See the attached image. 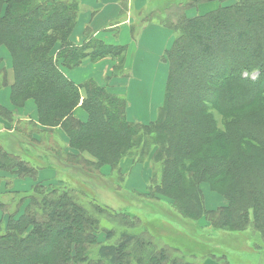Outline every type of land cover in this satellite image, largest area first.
<instances>
[{
	"label": "trees",
	"instance_id": "obj_1",
	"mask_svg": "<svg viewBox=\"0 0 264 264\" xmlns=\"http://www.w3.org/2000/svg\"><path fill=\"white\" fill-rule=\"evenodd\" d=\"M209 1L219 5L198 11ZM154 7L156 22L174 38L162 58L164 101L144 123L129 120L127 95L113 90L112 76L77 84L65 73L64 67L111 57L115 74L129 77L126 45L94 37L91 25L75 39L81 0H0L12 100L18 106L34 98L38 107L28 128L0 104V117L13 125L0 127V171L33 181L25 195L12 191L10 202L0 199V264H199L207 257L248 264L221 245L229 233L250 234L252 247L264 253V0H160ZM80 103L85 121L75 114ZM127 159L152 161L148 192H138L143 203L167 197L190 230L188 239L210 250H186L157 235L138 211L88 194L86 187L121 185ZM44 169L84 177L85 188L51 183L41 178ZM6 179L10 185L2 175L0 187ZM205 184L227 204L208 209Z\"/></svg>",
	"mask_w": 264,
	"mask_h": 264
},
{
	"label": "crops",
	"instance_id": "obj_2",
	"mask_svg": "<svg viewBox=\"0 0 264 264\" xmlns=\"http://www.w3.org/2000/svg\"><path fill=\"white\" fill-rule=\"evenodd\" d=\"M160 0H81L82 13L74 31L75 39H83L84 30L88 25L93 29L94 37H98L111 44H123L127 46L125 70L129 71V77H123V93L129 96L128 114L131 119L149 121L155 118L160 105L164 101V91L167 84L168 66L162 60L165 50L173 42V32L162 27L156 18L148 17L153 11L155 3ZM218 1H209L200 5L198 11L206 12L216 8ZM197 10H191L190 13ZM151 19V20H149ZM0 57L7 64L9 80L12 78L11 53L5 45L0 44ZM117 60L105 57L98 61L87 60L83 65L75 68L64 67L65 73L77 84L91 77L105 78L112 75ZM122 76H113L112 83L121 80ZM137 88V91H134ZM137 96H133L134 94ZM142 99V100H141ZM139 100L141 104L138 105ZM0 103L12 107L11 88L0 87ZM151 107L154 111L150 114ZM27 116L36 117L37 105L29 100L23 109ZM86 112V111H85ZM81 106L75 110L76 116L82 120L88 119ZM152 115V116H151ZM153 117V118H152ZM126 161V162H125ZM125 166L130 160H125ZM45 171L41 178L48 179L55 176L53 172ZM18 188H25L32 184V179H16Z\"/></svg>",
	"mask_w": 264,
	"mask_h": 264
},
{
	"label": "rangeland",
	"instance_id": "obj_3",
	"mask_svg": "<svg viewBox=\"0 0 264 264\" xmlns=\"http://www.w3.org/2000/svg\"><path fill=\"white\" fill-rule=\"evenodd\" d=\"M152 16L151 18H156L159 15L156 14V12L154 11V14H150L148 15ZM157 19V18H156ZM151 20V19H149ZM158 20V19H157ZM8 48V47H7ZM9 50V49H8ZM10 51V50H9ZM3 62L2 64H0V71L3 69V66H5L6 70H7V74H8V70L7 69V64L5 62V59L0 57ZM12 58V56H11ZM11 70H12V78H11V82L9 80V84L7 86L12 85L13 81H14V76H13V66H11ZM125 70V69H124ZM112 75L110 76H106L105 78H109L112 76H114L115 72L112 71ZM123 72L120 70L119 72H117V74H115L117 77L118 76H122ZM125 74H130L129 71L127 70V73ZM130 76V75H129ZM167 76H168V72H167ZM1 77L2 74L0 72V87H7V86H3L2 82H1ZM124 76L120 77L121 80L115 81L114 83H112V78L110 79V83L113 85V90L116 91H122L125 88H122L120 86H122L123 83L121 84H116V82H120L122 81V78ZM126 77V76H125ZM105 78H103L105 80ZM102 78H100V81L102 82L103 80ZM11 88V86H10ZM122 89V90H121ZM124 91V90H123ZM134 91H137V88H135ZM165 93V91H164ZM127 94V93H126ZM134 94V93H133ZM137 96V94H134L133 96ZM165 96V95H164ZM128 98V102H129V96L127 95ZM29 100H33L35 101L34 98H27L23 104L16 106L12 100V90H11V103H12V107H7L5 105H3L2 103H0L1 105L7 107L9 110L13 111L16 115L15 117V124H17L18 122H22V124L26 127L28 126V128H30V121H36L38 120V107H37V113H36V117L34 116H27L25 115L24 112V108L26 107V103ZM142 100V99H141ZM141 100H139L138 105L141 104ZM36 103V102H35ZM37 105V104H36ZM81 106V103L76 107V109ZM83 111L85 112L86 110L83 108V106H81ZM75 109V110H76ZM154 111V107H151L150 110V114H152V112ZM87 112V111H86ZM85 112V113H86ZM88 113V112H87ZM158 113V112H157ZM157 113L155 118L157 117ZM128 114V112H127ZM152 116V115H151ZM216 118L219 121V124L221 125L224 122V118H222L220 115H218L217 113L215 114ZM89 118V115H88ZM128 118L129 120H133V121H139V122H144V123H148L152 120L149 121H143L141 119L144 118H139L140 120H134L131 119L129 114H128ZM153 118V117H152ZM82 120V119H81ZM84 121V120H83ZM14 124V127H15ZM13 125H9L8 122L4 119L0 117V127L3 129L8 128V127H12ZM38 137V135H37ZM58 140L61 142H59L61 144L62 147L67 146L65 141L67 142V138L65 137V134L61 135H57ZM56 146H58L57 144H54ZM65 148V147H64ZM130 160L131 163L128 162V165L124 166V171L126 173L124 182L121 185H111V187H104L103 186H99V188H97L96 191H94L95 188H87L88 190V194L94 196L98 201H100L102 204L108 205L109 207L112 208H116V209H127L130 211H138L141 215H143L146 219V222L153 228V230L155 231V233L157 235H160L161 237H163L166 240H172L175 244H181L184 246V248L186 250H196V251H205V249H209L210 248L206 245L204 246H200L199 248L195 246V243H193L190 239V230L186 228V223L181 220L176 212L171 208V204L169 202V199L167 197H160V200H151L150 198H145V202L143 203V198L141 195H139L138 192H148L147 191V187H149L150 184V179L153 176L154 172H153V167H152V161L148 160L147 164H133V160L131 159H127V161ZM126 162V161H125ZM49 170L48 172H53V174L55 175L50 176L47 180H49L51 183H57L58 180L63 179L66 183H68V185H76L79 187H83L85 188V186H82V183L84 181V177H82L81 179H75L74 175H76L75 173L71 172L68 173L65 170H58V169H44L41 171V174L45 171ZM74 174V175H73ZM4 175L7 178H10V185H7V180L6 179L2 182V185L0 187V199L5 201V202H10L11 201V196L13 195V192H16L17 195L22 196L25 195L26 193H28L29 190H31L32 184H28L25 186V188H18L19 185H24L22 182L21 184H17L16 183V179L14 178V176H11L8 174L7 171H0V176ZM22 179V178H20ZM109 180H112L111 178ZM24 181V179H23ZM49 182V183H50ZM33 183V182H31ZM11 186V187H10ZM16 190V191H15ZM204 191H205V205L208 209H214L217 208L221 205H225L227 204V200L225 199V197L216 192L213 191L210 186L208 184L204 185ZM30 192V191H29ZM90 195V196H91ZM143 203V205L141 206V208L139 207L141 204ZM10 204V203H9ZM107 224L111 225V223L107 222ZM250 239V234H246L243 233L241 234L239 237L229 233L226 234L225 236H223L222 239H220L221 245L224 247H226L230 253L233 255V260L236 259L237 262H239V258L244 260V262L246 261L245 259H247L249 261L248 264H264V253L263 252H259L256 251L251 243L249 242ZM218 247H222L220 245H217ZM220 249V248H218ZM227 251V250H226ZM249 255V256H248ZM247 256V257H246ZM241 260V261H242ZM197 263L199 264H217L214 263L213 259L211 258H199Z\"/></svg>",
	"mask_w": 264,
	"mask_h": 264
}]
</instances>
